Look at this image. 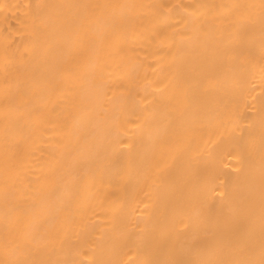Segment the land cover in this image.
Segmentation results:
<instances>
[{
    "label": "bare ground",
    "instance_id": "bare-ground-1",
    "mask_svg": "<svg viewBox=\"0 0 264 264\" xmlns=\"http://www.w3.org/2000/svg\"><path fill=\"white\" fill-rule=\"evenodd\" d=\"M0 264H264V0H0Z\"/></svg>",
    "mask_w": 264,
    "mask_h": 264
}]
</instances>
